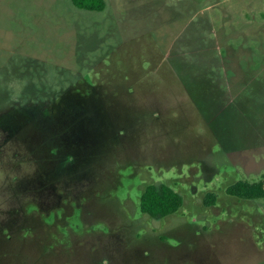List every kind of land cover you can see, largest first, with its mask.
Wrapping results in <instances>:
<instances>
[{
  "label": "rangeland",
  "instance_id": "rangeland-1",
  "mask_svg": "<svg viewBox=\"0 0 264 264\" xmlns=\"http://www.w3.org/2000/svg\"><path fill=\"white\" fill-rule=\"evenodd\" d=\"M105 1L0 0V264H264V0Z\"/></svg>",
  "mask_w": 264,
  "mask_h": 264
},
{
  "label": "trees",
  "instance_id": "trees-1",
  "mask_svg": "<svg viewBox=\"0 0 264 264\" xmlns=\"http://www.w3.org/2000/svg\"><path fill=\"white\" fill-rule=\"evenodd\" d=\"M79 9L101 12L106 8L105 0H71ZM229 196L244 200L264 198L263 180L249 182L237 181L226 188ZM217 195L211 193L204 199L206 206L216 204ZM183 206L182 195L165 183H151L140 197V210L152 219L159 220L177 213Z\"/></svg>",
  "mask_w": 264,
  "mask_h": 264
}]
</instances>
